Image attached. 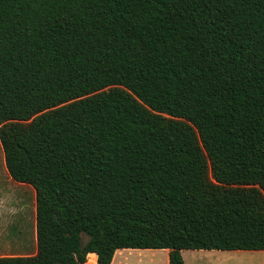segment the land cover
Segmentation results:
<instances>
[{"label":"trees","instance_id":"1","mask_svg":"<svg viewBox=\"0 0 264 264\" xmlns=\"http://www.w3.org/2000/svg\"><path fill=\"white\" fill-rule=\"evenodd\" d=\"M0 142L37 240L0 264L264 250V0H0Z\"/></svg>","mask_w":264,"mask_h":264},{"label":"rangeland","instance_id":"2","mask_svg":"<svg viewBox=\"0 0 264 264\" xmlns=\"http://www.w3.org/2000/svg\"><path fill=\"white\" fill-rule=\"evenodd\" d=\"M144 251L147 252L126 253L124 261L117 256L114 264H167L166 249ZM36 252V190L29 184L12 179L0 142V256ZM184 260L186 264H264V250L219 253L187 250ZM94 262L93 258L91 263Z\"/></svg>","mask_w":264,"mask_h":264},{"label":"crops","instance_id":"3","mask_svg":"<svg viewBox=\"0 0 264 264\" xmlns=\"http://www.w3.org/2000/svg\"><path fill=\"white\" fill-rule=\"evenodd\" d=\"M6 165V164H5ZM13 179V178H12ZM14 180V179H13ZM125 250V251H124ZM144 250H150V249H137V248H127V249H119V250H117L116 251V253H115V255H114V259H113V262H112V264H114L115 263V261H116V258H117V256H120L119 257V259L120 260H122V261H124V259H125V257H126V253H129V252H131V251H133V252H147V251H144ZM187 250H182V254H183V257L185 258V252H186ZM205 251H208V252H211V253H215V252H217V253H219V252H221V251H235V250H205V249H201V250H193V252H205ZM166 252H167V264H169V249H166ZM122 253V254H121ZM5 256H19V255H5ZM94 259L97 261V254L96 253H94ZM88 262V261H87ZM86 262V263H87ZM96 264H98V262L96 263ZM185 264H186V262H185Z\"/></svg>","mask_w":264,"mask_h":264}]
</instances>
